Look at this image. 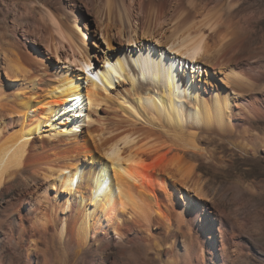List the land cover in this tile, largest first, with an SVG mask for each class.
Listing matches in <instances>:
<instances>
[{"label": "bare ground", "instance_id": "bare-ground-1", "mask_svg": "<svg viewBox=\"0 0 264 264\" xmlns=\"http://www.w3.org/2000/svg\"><path fill=\"white\" fill-rule=\"evenodd\" d=\"M220 6L0 0V29L13 28L11 38L0 34V188L19 174L44 184L17 220L29 244L52 230L54 244L77 254L112 242H148L161 254L165 241L182 235L181 247L172 240L170 248L186 264L206 263L203 242L193 241L195 225L207 223L206 206L191 194L207 192L189 156L237 136L255 156L253 144L263 142L250 130L263 116L251 94L264 74L243 54L246 35L224 23ZM84 12L94 17V34ZM28 21L34 31L22 35L44 51L15 39ZM238 115L251 127L241 136ZM207 225L211 249L223 258L212 264H228L225 222L218 232Z\"/></svg>", "mask_w": 264, "mask_h": 264}, {"label": "rangeland", "instance_id": "rangeland-1", "mask_svg": "<svg viewBox=\"0 0 264 264\" xmlns=\"http://www.w3.org/2000/svg\"><path fill=\"white\" fill-rule=\"evenodd\" d=\"M24 1L29 3V0ZM202 4L210 8L220 5L223 7L226 15L224 23H228L231 29H236L246 35L247 41L243 54L246 58L251 59V65L264 74V0H202ZM84 14L86 15L84 20L88 22L93 33L96 30L94 17L87 12ZM30 23L33 21L22 22L14 37L17 41H22L26 48L44 51L45 46L37 45L34 36L25 38L22 35L24 31L30 33L34 31L33 26H29ZM10 26L11 24L4 31L0 29V34L5 32L7 37L11 38V32L7 31L8 29L13 30ZM2 61L0 63V80L4 81L6 77L2 70ZM51 62L55 65L58 63L54 58L51 59ZM251 95V99L262 113L261 115L264 116V75L257 82L256 92ZM249 98L250 96H248ZM263 116L255 122L252 128L248 127L247 129V125L243 124V115H238V120H236L241 126L239 136L251 128L250 133L253 135L250 136H258L263 140L262 144L259 142L253 144V147L257 149L255 156L251 153L253 152L252 147L246 149L247 151L243 148L245 140H243L244 137L241 138L242 136H237L234 140L237 146L234 143L213 142L203 154H193L195 159L192 158V154L189 156L191 160L195 161L198 174L203 180L207 192V197L204 198H199L194 193L191 194L192 199L206 206L207 223H203L202 230L198 228L201 221L197 222L193 238L195 243L202 241L204 244L205 264H212L213 260L217 258L218 261H223L221 249L217 247L212 251V238L204 233V231H209L207 224L213 222L217 232L220 223L225 222V233H228V238L232 242V247L230 246L232 257L228 264H264ZM76 150L81 152L80 149ZM222 156L226 160L224 164L218 161V158ZM146 161L151 163L153 160L147 158ZM43 185L41 182H34L28 174H19L0 188V264H186L181 259V254L175 252L167 244L173 240L175 248L179 249L186 239L182 235L165 241L161 254L158 253L154 244L148 242L134 243L124 247L125 249L116 242H112L109 248H106L104 243L93 244L77 254L74 246L69 245L60 249L54 244L52 230L44 238L35 237L38 243H35L36 240L33 238L34 243L29 244L28 240L20 235V231H17V220L26 215L30 208V200L36 196L34 194L36 191L37 193L42 192L40 188ZM168 215L172 218L170 213ZM159 231L156 230L158 237L168 238L160 234ZM122 248L125 251H122Z\"/></svg>", "mask_w": 264, "mask_h": 264}, {"label": "snow or ice", "instance_id": "snow-or-ice-1", "mask_svg": "<svg viewBox=\"0 0 264 264\" xmlns=\"http://www.w3.org/2000/svg\"><path fill=\"white\" fill-rule=\"evenodd\" d=\"M85 70H87V69H85Z\"/></svg>", "mask_w": 264, "mask_h": 264}]
</instances>
